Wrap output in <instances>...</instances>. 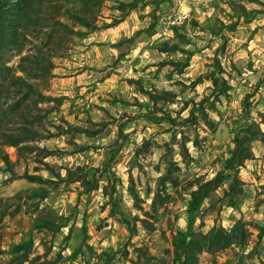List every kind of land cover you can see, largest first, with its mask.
Wrapping results in <instances>:
<instances>
[{
  "label": "rangeland",
  "instance_id": "374dc122",
  "mask_svg": "<svg viewBox=\"0 0 264 264\" xmlns=\"http://www.w3.org/2000/svg\"><path fill=\"white\" fill-rule=\"evenodd\" d=\"M184 1L186 10L183 0H145L128 11L130 35L97 44L85 41L87 35L121 20L119 3L131 0H95L92 31L67 13L82 6L79 0H41L40 17L50 15L72 31L44 19L42 25L34 14L43 32L27 34L22 53L5 62L44 99H23L12 90L4 105L0 130L27 126L37 136L20 144L33 146L32 152L0 143L13 170L0 162V264H172V238L185 229L197 180L220 171L242 125L264 132V0ZM230 2L260 13L245 21ZM94 44L109 47L100 53L110 58L105 66L117 70L106 85L105 75L98 76L104 66L85 63ZM37 49L47 58L46 75L18 68L21 57L39 55ZM89 70L95 79L87 78ZM212 73L229 88L213 91ZM78 75L80 82L69 89L58 81ZM26 108L29 123L12 117ZM249 146L252 158L237 174L243 190L238 207L229 205L225 181L193 225L206 235L243 224L245 239L215 253L198 252L197 264H264V142L256 137ZM25 174L46 181L32 182ZM42 187L48 191L44 201L29 197ZM38 219L50 229L34 228ZM28 242L18 258L9 253Z\"/></svg>",
  "mask_w": 264,
  "mask_h": 264
},
{
  "label": "trees",
  "instance_id": "16d2710c",
  "mask_svg": "<svg viewBox=\"0 0 264 264\" xmlns=\"http://www.w3.org/2000/svg\"><path fill=\"white\" fill-rule=\"evenodd\" d=\"M257 1V0H255ZM81 7H77L75 4L72 8L67 10L69 16L78 24L83 26L85 29L92 31L96 29L94 24V13L92 4L95 0H79ZM145 0H131V2H120L118 10L121 11V20H117L111 25H107V28L115 26L118 21H122L125 16L128 15V11H133L138 7H144L146 4ZM41 0H0V120L6 116L7 112L4 108L9 101V93L12 90L18 91L16 94L24 99L31 95H36L44 99V96L39 92L35 86L27 82L20 76L11 75L10 67L5 65L6 61H9L13 56L22 53L24 47L21 42L25 39L27 34L32 31L33 36L36 38L40 36L42 30L36 27L37 17L40 24H43V20H46L45 24L53 26L54 23L59 29L71 32L72 30L64 23L59 20H54V17L46 16L40 17ZM233 9H238V17H243L245 21H249L250 18L258 13L260 10H246L242 5L230 2ZM167 48H163L161 52H167ZM39 55L29 56L25 55L21 57V63L18 64V68L26 73L39 76L46 75L49 72V67L45 63L47 58L44 57L45 53L42 50L37 49ZM186 67V64H184ZM10 74V76H9ZM11 78H9V77ZM210 81L212 82L213 91L220 92L228 89V85L221 78H217L214 73L211 74ZM212 94V93H211ZM151 94H149L150 96ZM151 97V96H150ZM50 99V98H47ZM12 117L17 116L20 122L29 123L31 115V109H24L22 111L11 112ZM190 124L196 122V116H191ZM162 120H167L165 117ZM171 118L167 120L170 122ZM77 129V128H76ZM84 133L83 130H80ZM37 133L32 131L29 127L25 126L23 130L17 131H4L0 130V143L7 144L17 149L28 150L32 152L34 149L30 145L20 144L25 141L28 137H35ZM259 137L264 142V132L260 130L255 124H244L238 130L235 131L232 139V148L228 152V156L221 160V169L217 174L209 180H197L196 188L190 193V199L186 204L185 211L187 213L186 226L184 230H178L172 238L173 246V262L172 264H197V253L200 251H207L209 253H215L217 251L227 248L230 244L242 243L245 239V230L243 224H239L237 230L231 233H225L221 229H213L208 234L202 235L196 233L193 225L196 215L203 205L204 201L207 200L210 195L216 192L219 187L225 182L230 180L228 185V197L229 205L233 208H237L236 196L242 193L240 188V181L237 178L239 168L244 164L246 160L252 158V151L249 143ZM36 148V147H35ZM0 162L3 163L9 172L13 174L11 168L12 162L7 152L0 146ZM26 179L32 182L44 183L46 180L42 176L28 175L24 176ZM48 196V191L45 188H38L32 191L29 197L37 198L39 201H44ZM34 228L36 229H50L49 224L45 221L38 219ZM30 243L16 245L11 248L9 253L11 255H19L27 251V247ZM0 249V253H1ZM27 255H24L23 260L26 259ZM15 258H18L16 256ZM110 259L107 263H109Z\"/></svg>",
  "mask_w": 264,
  "mask_h": 264
},
{
  "label": "crops",
  "instance_id": "0c3cea01",
  "mask_svg": "<svg viewBox=\"0 0 264 264\" xmlns=\"http://www.w3.org/2000/svg\"><path fill=\"white\" fill-rule=\"evenodd\" d=\"M181 8L183 10H186L187 8H189V4L185 3V1L183 0V2H181ZM137 10L138 9H136V11ZM134 11H132V12H134ZM143 13H145V12H142V14ZM128 17H130V16H127V19L123 20L118 25H115L113 27H110V28L106 29L105 31H96V32L90 33L89 35H87V38L85 39V41H89V43L92 42V43H97V44L100 43L101 41H104L105 43L106 42H110V41H111V43H115L119 39L130 35V31H129V33H127L126 32V28H125V27H127ZM97 44H94V45H91L90 46V49L85 54L86 57H88V61L85 62V63L88 64V65H90L91 67H93V66H96L97 67V66H100V65H103L104 66V68L101 67L103 70H102V72H100L98 74V76L101 75V74L102 75L103 74L105 75L104 77H106L107 79H104L105 81L103 83H101V84L106 85L107 80H110L111 77H114L115 76V73L117 72V70H113L112 71L113 68L105 66L107 60L110 59V58L107 59V56H106L107 54L100 53V52H104L105 48L106 49H109V47H103V45L99 46ZM137 46L138 47L135 48L136 52H138V51L140 52V50H141L142 53H143L142 48L140 49L141 46H139V45H137ZM128 57H129V55L126 54L125 55V58H128ZM121 59H120L119 63H124L125 60H121ZM103 62H105V64ZM73 65H74L73 67H76V65H79V64L73 63ZM76 71L77 70H75L73 72H68V73H75ZM87 71H85L86 74L87 73H90L89 76H87V78H89V79H95L97 77L95 75H92L91 73H93V72H91L90 70H89V72H87ZM108 75H109V77H108ZM80 78H81V75H78V76H74V77L61 78L58 81L60 82V84H63V85L67 84V87L66 88L69 89V88H71V85H69V84L70 83L72 84L73 81H74V83H75V81H78V83H79L80 82V80H79ZM68 93H71V92H68Z\"/></svg>",
  "mask_w": 264,
  "mask_h": 264
}]
</instances>
